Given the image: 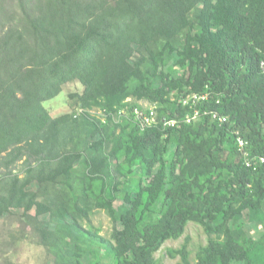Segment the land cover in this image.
Wrapping results in <instances>:
<instances>
[{"label": "trees", "instance_id": "16d2710c", "mask_svg": "<svg viewBox=\"0 0 264 264\" xmlns=\"http://www.w3.org/2000/svg\"><path fill=\"white\" fill-rule=\"evenodd\" d=\"M73 83L71 113L51 116L44 102ZM193 93L226 122L162 129ZM141 101L157 119L143 130ZM237 137L264 156V0H0V177L9 209L62 220L35 223L51 264H163L189 223L207 243L191 261L185 237L175 264H264V165L245 167ZM40 163L56 172L37 207Z\"/></svg>", "mask_w": 264, "mask_h": 264}, {"label": "rangeland", "instance_id": "374dc122", "mask_svg": "<svg viewBox=\"0 0 264 264\" xmlns=\"http://www.w3.org/2000/svg\"><path fill=\"white\" fill-rule=\"evenodd\" d=\"M161 61V59L159 60ZM165 60H163L164 62ZM82 88L79 84L73 83L63 87L62 93L56 98L44 102V107L48 110L51 116L58 117L60 115L71 113V104L67 98L69 93L75 91H81ZM144 109H151L153 107L147 102H138ZM75 114H80V110H75ZM74 113V112H73ZM91 116L101 118L102 114L97 109L90 112ZM125 115H118L117 120H123ZM21 165L18 163L13 170V173H19ZM55 168L40 163L36 168L35 182L31 185V188L37 192L38 204L37 207L42 206L43 189L47 183L48 178L54 175ZM9 189L8 177H0V205L3 209L0 212V264H46L48 261L52 262V253L41 244L37 230L35 229V223H42L51 221L54 223H62L60 217L56 212L51 214H44L41 216H35L34 210H32L28 217L22 218L21 210L9 209L6 206V199ZM70 222V217H66ZM29 219V220H27ZM89 224L94 230H98V235L108 241H111L112 236V222L108 215L103 210H94L89 218ZM29 221V222H28ZM37 221V222H36ZM83 226L87 228L86 223ZM189 237L188 250L190 253V260H194V255L200 246L207 243L205 234L202 228L194 223H189L185 229V234L178 240L165 242L159 251L155 253V258L163 264H175L178 262V258L172 259L167 254V249H178L184 242V238ZM77 248L82 249L80 245H76ZM50 255V256H49Z\"/></svg>", "mask_w": 264, "mask_h": 264}, {"label": "built area", "instance_id": "2783aa9c", "mask_svg": "<svg viewBox=\"0 0 264 264\" xmlns=\"http://www.w3.org/2000/svg\"><path fill=\"white\" fill-rule=\"evenodd\" d=\"M208 100L207 94H189L185 98L181 99V106L187 107V113L181 119H166L161 123L162 129L175 128L180 123L183 124H192L194 122L199 121L202 117L209 116L211 121H217L220 125L226 122V118L224 116L219 115L216 111L200 109L197 108L199 102H204ZM153 106V105H152ZM142 108V107H141ZM143 112H140L138 109H134L133 111V120L136 122L140 129H144L146 127H150L157 124L156 119V111L155 106L151 107V109L142 108ZM148 113V114H146ZM125 114V110H120L118 115ZM245 142L237 137V145L239 147V151L241 152L242 160L246 167L251 168L252 170H257L260 165H264V156H251L246 150L243 149Z\"/></svg>", "mask_w": 264, "mask_h": 264}, {"label": "clouds", "instance_id": "9594fccd", "mask_svg": "<svg viewBox=\"0 0 264 264\" xmlns=\"http://www.w3.org/2000/svg\"><path fill=\"white\" fill-rule=\"evenodd\" d=\"M154 106V105H153ZM226 118V117H225ZM198 122V121H197ZM194 123H196V122H194ZM180 124H183V123H180ZM193 124V123H192ZM187 125H190V124H187ZM242 157V156H241ZM243 161V160H242ZM244 163V162H243ZM246 167V166H245ZM248 168V167H247ZM249 169H251V168H249Z\"/></svg>", "mask_w": 264, "mask_h": 264}]
</instances>
